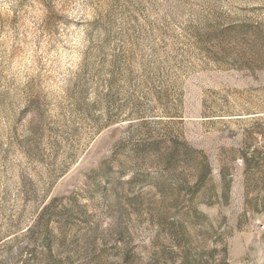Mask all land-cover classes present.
Returning a JSON list of instances; mask_svg holds the SVG:
<instances>
[{"label":"rangeland","instance_id":"374dc122","mask_svg":"<svg viewBox=\"0 0 264 264\" xmlns=\"http://www.w3.org/2000/svg\"><path fill=\"white\" fill-rule=\"evenodd\" d=\"M0 264H264V0H0Z\"/></svg>","mask_w":264,"mask_h":264}]
</instances>
